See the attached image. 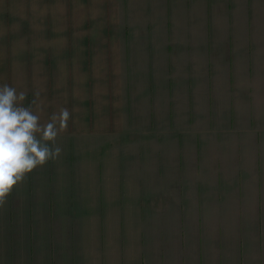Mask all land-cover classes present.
I'll use <instances>...</instances> for the list:
<instances>
[{
    "label": "rangeland",
    "instance_id": "1",
    "mask_svg": "<svg viewBox=\"0 0 264 264\" xmlns=\"http://www.w3.org/2000/svg\"><path fill=\"white\" fill-rule=\"evenodd\" d=\"M78 1L0 0V85L25 92V105L42 123L61 107L72 113L57 138L60 158L31 173L0 210V264H31L29 246L40 248L31 253L32 264H75V244L87 243L90 230L96 242L104 234L110 240L124 221L129 257L145 218L149 243L158 242L161 233H155L160 224L168 230L185 183L187 196L199 197L198 148L208 167L204 199L218 197L226 212L246 207L240 226L254 228L246 240L255 257L250 247L257 245L264 177L257 156L239 166L236 147L237 135L250 132L244 141L255 149L253 120L263 111L264 0H101L96 6L102 11L90 17L75 13ZM22 4L41 10L26 11ZM90 20L105 44L81 58L75 33L87 35ZM247 22L254 24L248 39ZM51 45L54 55L48 48L44 54ZM250 87L256 115L247 106ZM237 99L246 102L238 107ZM222 158L224 170H210ZM93 191L96 199L105 195L102 216L90 208ZM143 200L161 210V222L152 225ZM228 223L234 231L233 220ZM159 256L149 264H166Z\"/></svg>",
    "mask_w": 264,
    "mask_h": 264
},
{
    "label": "crops",
    "instance_id": "2",
    "mask_svg": "<svg viewBox=\"0 0 264 264\" xmlns=\"http://www.w3.org/2000/svg\"><path fill=\"white\" fill-rule=\"evenodd\" d=\"M101 0H81L77 2L75 5V13L83 12L88 13V17H90V13L100 12L102 9L100 6H96ZM6 8L7 11L9 9V5L7 3ZM26 5V4H22ZM105 14L108 16V13L111 12V8L109 4H105ZM1 8V6H0ZM26 11H38L41 10L38 5H26ZM58 10V8L56 9ZM248 18V15H247ZM90 29L87 30V35L81 37L75 33V47L77 49L78 57L84 56L85 54L95 52L98 53L97 43L100 42V36L95 35V29L93 20H90ZM86 22V24H89ZM228 23H231L228 21ZM110 24V23H109ZM236 24V23H234ZM108 27V26H107ZM252 27L254 29V24L247 22V39L251 34L254 33V30L250 33L249 28ZM84 38V40H83ZM45 44H50V41L46 39V37L42 38ZM7 40H5L6 42ZM85 43V51H82L81 47ZM57 42V40L55 41ZM8 44V41H7ZM47 48L50 50V53L54 55V47L51 45L49 47H45L44 54L47 53ZM108 52H111L110 48H107ZM9 52V50H7ZM93 57V56H91ZM88 58V56H87ZM10 66L7 64L6 74L10 76ZM248 79L251 83H255L253 76L248 74ZM256 90L254 87L249 88V99L247 100V106L254 108V114L256 115L255 108L256 105ZM238 101V99H237ZM234 101L236 102V106L239 107V103L244 104L246 101ZM243 106V105H241ZM240 106V107H241ZM262 113L259 117H255L253 120V130L256 134V146L253 149L252 143H245L244 138H252V133H248V137L244 133H239L237 136V162L239 166L245 165L246 161H250L254 156L259 157L256 159L259 161L258 165L261 166V171L263 172L264 177V131L261 129V124L258 123L259 118L262 121L264 119V104H262ZM258 120V122H257ZM260 135L259 138L257 135ZM197 155L200 161L196 160L197 170L200 175V189H199V197H197L196 202L193 198L188 195L187 196V188L188 184L185 183V191L183 190V196L177 201V208L173 210V213L169 214L168 219V230L162 229L161 224L157 229L155 234H160L161 237L157 238L158 242L149 243V235L148 232H145L147 227V219L142 220L144 232H139L136 237V240L140 243L131 245V253L129 257L127 255L128 251V243L126 234L128 232L126 221H124V227L120 222L119 232L114 234V237L109 240L108 236H103V240L101 242H96V234L93 230H90L92 233L90 235V231L88 232V242L87 243H76L75 244V264H127V259L133 261L134 264H149L150 259H155L156 254H160L159 258L166 264H264V181L262 184L261 191V201L257 206L259 213V227L256 229L257 235V245L251 246V250L255 251V257H252L251 252H247L248 245L246 240V235L250 232L254 231V228H246L245 223L243 222V227L240 226L241 219L243 220L246 217V207L243 210L239 209L238 211L226 212L222 208V204L215 198L210 200H205V193L202 189V176L203 173L208 169L207 164L203 162L202 156L203 151L201 148L196 149ZM189 159H186V161ZM221 165V170H224V166L226 163L222 158V163L216 162V165L210 166V170L218 171V166ZM196 169H191L194 171ZM244 170V169H240ZM204 177V176H203ZM190 181L189 180H185ZM93 185L95 186V174L93 177ZM93 205L91 208L93 215L96 214L103 215L107 210V202L105 200V195L102 194L99 199L95 192L93 191ZM90 197V194L88 198ZM102 197V199H101ZM96 200V202H95ZM181 201V202H180ZM91 202V201H90ZM140 206L143 212L147 213L149 216H152L154 219L152 220V225L154 226V220L161 222L159 219V215L161 214V210L158 207H152L145 204V200L141 201ZM100 203V206H99ZM180 203V204H179ZM91 204V203H90ZM169 212L172 211V206L169 200L164 203ZM173 204V203H172ZM151 207V208H150ZM89 208V212H90ZM143 215V214H142ZM90 216V214H89ZM121 218V214H120ZM181 219V220H180ZM239 219V221H238ZM233 220V226H235L234 231L230 232L231 228L229 226V221ZM227 225V226H226ZM142 227V226H141ZM148 231V230H147ZM167 233V239L164 243L163 237ZM151 234V232H150ZM242 234V236H240ZM140 238V240H139ZM125 243L126 246L122 243ZM54 243L51 245V251L53 249ZM164 246H168V249L164 250ZM29 260H31V264L35 262V258H32L31 253L34 252V249H40L39 247H31ZM15 249V247H14ZM17 249V247H16ZM14 251H17V250ZM13 251V250H9ZM164 252V253H163ZM152 259V260H153ZM153 260V262H155Z\"/></svg>",
    "mask_w": 264,
    "mask_h": 264
},
{
    "label": "clouds",
    "instance_id": "3",
    "mask_svg": "<svg viewBox=\"0 0 264 264\" xmlns=\"http://www.w3.org/2000/svg\"><path fill=\"white\" fill-rule=\"evenodd\" d=\"M25 99V92L0 85V210L31 173L60 158L63 149L57 138L67 131L72 117L68 108L61 107L42 123Z\"/></svg>",
    "mask_w": 264,
    "mask_h": 264
}]
</instances>
